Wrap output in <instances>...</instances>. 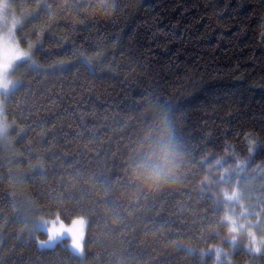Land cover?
<instances>
[{"label": "trees", "instance_id": "1", "mask_svg": "<svg viewBox=\"0 0 264 264\" xmlns=\"http://www.w3.org/2000/svg\"><path fill=\"white\" fill-rule=\"evenodd\" d=\"M10 1L36 69L3 111L0 264H264L229 244L239 206L212 211L224 169L264 167V0ZM163 143L178 167L148 189ZM57 217L86 221L83 257L39 247Z\"/></svg>", "mask_w": 264, "mask_h": 264}, {"label": "snow or ice", "instance_id": "2", "mask_svg": "<svg viewBox=\"0 0 264 264\" xmlns=\"http://www.w3.org/2000/svg\"><path fill=\"white\" fill-rule=\"evenodd\" d=\"M37 8L44 12L46 15L50 13V5H41L37 3ZM13 4L11 2H5V0H0V20L4 21L3 29L0 31L5 34H0V114H3L6 103L12 99L21 89L24 88V84L14 77L16 76L19 68L27 67L30 71H35L36 65L32 59V45L28 46V50H23L20 48L16 36V29L22 25L23 21L17 19L14 14H12L11 26H8L7 19L9 14L12 13ZM29 15H32L31 13ZM38 18V16L33 15V19ZM55 103V102H54ZM23 118V117H22ZM26 119V118H24ZM15 121L13 122V125ZM13 125H9L5 120H0V138H4L8 135L9 130H15ZM23 129L17 133L20 135L23 133ZM252 148L249 149V152ZM216 164H221L220 160L216 161ZM39 170V169H38ZM262 171L261 166L252 167L250 171H245V164L241 161H237L235 167L224 169L217 183L230 186L231 191H225L222 193L223 201L219 199L212 200V211L217 213L221 203L225 204V207L230 203L233 207L236 205L240 208V216L244 220V223H237V220L232 216H226L228 232L230 234L229 244L232 248H236L238 245V239L241 236H246L247 243L244 245L246 253H250L253 256L264 255V176L257 183L256 173ZM231 172L234 175H229ZM45 175V173H41ZM207 180V177H206ZM234 180V182H233ZM211 183V182H209ZM203 192L204 190L201 189ZM209 199H212L209 197ZM246 201L250 203L245 205ZM249 217H254L255 222L249 219ZM3 217L0 216V219ZM207 219L206 217L204 218ZM11 222H23L27 227L26 218L18 221ZM223 224L224 221H221ZM86 221L83 218L74 219L72 222V227H66L62 221L57 217L56 220L52 221L47 227V241H37L41 248L49 247L51 242L57 237L64 235L65 233L70 235L71 247L75 250L76 254L83 257L84 255V235L83 229ZM79 225V229L77 226ZM189 225L188 227H193ZM254 229H258L254 231ZM37 227L33 225L27 228L30 235H35L37 232ZM216 259L220 260V249H215ZM229 253H225L224 256L227 257Z\"/></svg>", "mask_w": 264, "mask_h": 264}, {"label": "clouds", "instance_id": "3", "mask_svg": "<svg viewBox=\"0 0 264 264\" xmlns=\"http://www.w3.org/2000/svg\"><path fill=\"white\" fill-rule=\"evenodd\" d=\"M158 162L151 167L140 165L132 169V179L139 181L144 187L153 189L165 183L178 164L171 147L163 143L157 154Z\"/></svg>", "mask_w": 264, "mask_h": 264}, {"label": "rangeland", "instance_id": "4", "mask_svg": "<svg viewBox=\"0 0 264 264\" xmlns=\"http://www.w3.org/2000/svg\"><path fill=\"white\" fill-rule=\"evenodd\" d=\"M5 2H11L10 0H5ZM13 4V6H14V3H12ZM12 14H14L15 15V17L17 18V19H20L19 18V16H18V14L16 13V10L14 9V7H13V9H12V13L11 14H9V16H8V19H7V23H8V26H11V19H12ZM3 24H4V21L3 20H0V29H3ZM19 28V27H18ZM0 34H5L4 32H2V31H0ZM15 79H16V76L14 77ZM0 120H4L3 119V114H0ZM4 138H6V137H4ZM4 138H0V145H1V142L3 141V139ZM261 169H262V171H258L255 175H256V181H253V183H257V182H259L260 181V179H261V176H264V167H261ZM235 216V214H234V212H233V210H232V216ZM236 217V216H235ZM237 218V217H236ZM54 221V220H53ZM51 222L52 221H50V222H42V223H40L39 224V228L40 229H42V231H44V233L47 235V227L51 224ZM65 225V224H64ZM86 225L87 224H85V226H84V229H83V235H84V240H85V233H86ZM66 227H72V224H70V225H65ZM77 229H79V225L77 226ZM258 233H259V230L258 229H255ZM246 238V236H241V238L240 239H245ZM63 239H68L69 240V248L76 254V252H75V250L71 247V243H72V241H71V238H70V235L69 234H67V233H65L64 235H62V236H59V237H57L55 240H53L52 242H51V245L49 246V247H45V248H53L57 243H59V242H61ZM48 240V235H47V238H45V239H42V240H40V241H47ZM40 247V246H39ZM41 248V247H40ZM44 249V248H43ZM77 255V254H76ZM79 256V255H78Z\"/></svg>", "mask_w": 264, "mask_h": 264}]
</instances>
